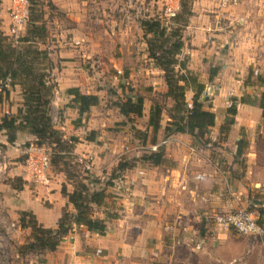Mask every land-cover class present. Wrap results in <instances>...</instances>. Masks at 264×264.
Returning <instances> with one entry per match:
<instances>
[{"label": "crops", "instance_id": "0c3cea01", "mask_svg": "<svg viewBox=\"0 0 264 264\" xmlns=\"http://www.w3.org/2000/svg\"><path fill=\"white\" fill-rule=\"evenodd\" d=\"M263 1L238 0L235 6H232L233 9L223 6L221 0H194L192 3L193 15L184 29L186 42L184 53L188 52L191 57L189 68L198 74L205 57H209L208 65L211 67H216V61L225 58L223 56L228 58L222 63V68L214 77V80L221 81L224 85L217 87L215 85L211 93L212 98L209 100L213 102L210 110L217 114L223 112L219 126L228 115V102L230 101L228 95L234 94L236 97H242L244 93L247 95L253 86L246 81L247 73H245V68L252 64L251 60L247 58L233 60L230 57L234 51L242 52L243 41L236 43L229 41L226 37L230 34L222 30V22L225 24L228 19L229 23L233 22L236 25L245 23L257 30V21L259 20L256 17L258 14H260V23L262 24ZM10 5L11 0H2L0 5L1 29L7 35L8 41L19 44V41H14L10 35ZM74 8L75 6L71 10ZM81 11L83 17L86 14V7L82 5ZM166 15L169 16L167 10ZM76 16H79V13L73 15L75 19H78ZM223 17L225 18L223 19ZM187 35H191L190 38H187ZM214 36L224 39L226 50L222 49V52H219L217 48L215 49L217 42L212 45ZM119 39L122 43V51L128 52L125 56L113 59L114 67L123 70L122 65L129 64H124L125 69H131L133 72L128 73L124 79L128 80L127 77L132 79L140 73V70L136 71L139 61V56L135 54L136 48L133 46L136 40L131 39L127 30L120 32ZM207 41H210L208 45ZM189 44L196 48L192 50L202 55L200 63L197 65H194V54L191 53ZM256 51L257 48L251 53ZM70 62L61 67L51 64L46 70L52 73L56 81L51 107L56 105L58 108L64 109V119L63 117L56 118L51 113L55 127L62 132L65 131L66 136L71 133L77 136L79 127H76V120L80 119L85 122L88 118L89 123L93 121L95 127L107 121L108 118L105 114L97 113V107L102 103L104 89L97 87L93 89L90 86L96 84V80L94 82L86 79L79 67L78 59ZM235 68L242 72L236 74L233 70ZM160 72L163 71L160 70ZM124 75V70L120 75H117L116 72L115 78ZM205 76L202 74L199 78L206 88L209 84ZM72 87H78L84 93L98 95L100 103L93 106L89 114L81 116L72 102L73 96L67 92V89ZM7 90L8 93L0 92V118L7 112L16 113L17 108L22 105V94L14 104V99H17L14 98V94L21 93L20 86H9ZM166 90L167 86L164 81L162 91ZM190 92L193 97V91ZM129 97L134 98V96ZM144 100L142 121L145 126H138V128L145 129L149 136L151 133L156 136V140L149 142L147 148L164 139L168 140L167 144L160 148L164 151L162 161L154 164L146 158L153 152H149L145 157H141L139 151L133 153V155L135 154L134 163L123 171H117L115 178L111 179L113 184L107 186L104 214L111 212L117 214V217L108 219L106 233L102 235L89 231L83 225L75 227L62 238L55 251L46 254L48 263L160 264V259L163 260L165 256L168 264H173V261L183 263V259L179 255L174 256L182 248L195 250L194 252L190 251V254L195 253L201 256L202 253H207L218 260V246L224 245L229 249L228 240L234 238L221 218L236 209L248 208L251 203L256 206H264V179L262 178L261 181L260 178L264 175V167L257 166L255 158L248 156V166L245 172V169L234 161L237 142L241 138L238 133L239 127L248 129L253 127L252 117L246 113H251L253 116L260 114V110L253 100L249 102L240 100L233 128L229 136L221 142L223 146L219 147L217 151L211 147V143L201 144L187 133H168L166 126L169 117L166 113L163 114L161 128L154 132L148 125L152 100L148 97H144ZM81 133L83 132L81 131ZM1 135L3 151L9 156L18 157V160L12 161L13 164L19 166L16 168L14 176L21 177L19 170L26 158L22 151L27 147L21 148V144L25 141L24 139L32 142L35 137L25 132H19L16 142L10 144L6 134ZM149 136L147 140H150ZM215 140L216 137L211 136V141ZM30 144H34V142ZM94 146V143L91 142L88 144L78 142L75 152L85 160L91 156L92 164L96 163L95 170L97 172H103L105 167L111 169L116 163L115 161L121 159L119 158L122 155L121 150L116 149L115 145L108 143L107 140L104 147L99 146L98 150ZM104 148L110 149L113 153L98 156V152ZM240 157L239 161H241ZM237 169H241V177L237 175ZM113 171H116V168ZM243 173L246 174L243 175ZM112 174L113 172L111 176ZM256 176H259L258 179ZM23 180V186L20 188L10 182L3 183V195L7 196L4 211L8 212V217L3 218L1 223L6 233L8 235L12 232L21 234L22 226L19 215L21 211H32L45 227L56 230L63 210L67 207L73 211L72 204L68 203V198L62 192V186L66 184L69 192L74 190V186L64 172L55 170L52 166L50 182L47 185L36 183L28 178H23ZM103 215L101 217H104ZM261 217V220L264 221V214ZM99 250L101 251L99 252ZM169 252L171 253L166 255ZM229 253L231 252H226V264H228Z\"/></svg>", "mask_w": 264, "mask_h": 264}, {"label": "rangeland", "instance_id": "374dc122", "mask_svg": "<svg viewBox=\"0 0 264 264\" xmlns=\"http://www.w3.org/2000/svg\"><path fill=\"white\" fill-rule=\"evenodd\" d=\"M51 1L55 7L46 9L45 25L47 26V35L45 38H43V40L37 39L36 43L33 45L40 49L47 50V56L44 59L40 58L36 62V67L40 70H46L51 66V64H53V66L61 67L65 66V64L71 63L70 61L72 60L76 61L78 59L80 62L79 67L85 74L86 79L89 81L93 80L94 82L96 80V84L94 83L90 86H92L93 89L96 87L99 89H104V93H102V95H104L102 98V103L97 107V113L99 115L105 114L108 118L107 121L98 124L95 127L94 122L91 121L89 123L88 118L85 120V122H82V120L78 119L79 121H75L76 127H79V133L77 136L74 133L65 136L66 138H74L76 143H94L96 150L99 149V146L104 147V143L107 140L108 143H113L116 149L121 150L120 153L122 155L119 157L121 159L119 161H115L116 163L111 167V169L105 167L103 172H97L95 170L96 163L92 164L91 156L87 157L86 163H81L82 161L80 158L78 157V160L77 157H75L76 155L78 156V154L75 152V149L73 150V155H70V157L67 159L72 164V166L76 167H72L70 169L76 176V182L73 181L71 183L73 186L78 180L88 176L90 179L98 181V183L95 185L90 183V186L93 185L92 188L99 189L100 187L104 186L105 183L111 180V173L115 172L113 171L114 168L117 169L119 165L125 166L134 163L135 154L133 155V153L138 151L141 153V157L147 155L150 152L149 148H147V144L156 140V136L152 135L153 133H151L149 136L145 129L138 128V126H145V123H143L144 121H142V116H125L120 112L117 104L124 102L129 98V96H134V100L137 96L148 97L152 100V104L154 101H159L160 104L164 105L166 108H171V106L174 104L173 100L166 97L164 95V91H162V88L164 87V72H160V69L155 66L154 61L150 59L149 56H144L145 54L148 55V45L143 34L144 30L140 25V21L144 18L159 16L163 22L171 23V17L166 15V8L171 5L175 6L172 8L176 9L178 0ZM221 4L228 9H233L234 7L232 6H235V4H233L231 1L224 3V0H221ZM82 5L86 7V14L83 17L81 16ZM73 6H75V8L71 10ZM181 10V6L176 9V11L179 13ZM78 13L79 16H76L78 19H75L73 15L75 16V14ZM80 17H82V19H80ZM224 18L225 17H223V19ZM256 19L259 20L257 21V30L245 25V23H239L238 25L234 24L233 22L229 23L228 19L226 20L225 24L222 22V30L230 34V36L227 35L226 37L229 41L232 43L243 41L242 52L234 51L230 54V57L233 58V60H235V58H238L239 60L247 58L252 62L251 65L245 68V73H247L246 81L253 84V86L250 88V92L247 95L244 93L242 97H236L234 94H231L228 95V99H230V101H232V99L236 101L237 113L241 98H248L250 101L253 100V102L256 103L258 110H260V114L257 116H253L251 113H246V115L249 114V116L252 117L253 127L250 129L247 127H239L238 129L239 136L247 138L249 142L248 146L244 149L243 154L240 157L241 161H238L240 167L245 169V172L248 166V156L255 158L257 166L264 167V115L263 109L259 106L263 88H260L257 80L258 75L264 72V5H262V24L260 23V14L257 15ZM29 28L30 22H28L24 31H20V42L27 34ZM122 30H127L131 39L136 40V42L133 43V46L136 48L135 54L139 56V61L137 62L138 68L136 71L140 70V73L135 75L132 79L127 77L128 80L124 78L128 73L133 72V70L125 69L126 67L124 64L126 63H124L122 68L125 72V75L115 78L116 69L113 63V59H118L119 57L125 56V54L128 52L125 51L126 53H124V51H122V43L119 41V35ZM189 36L187 35L186 37L190 38ZM77 38L81 40V44L79 45H76L75 43ZM210 41H207L206 44L208 45ZM212 42V45L216 44L217 42L215 49L217 48L219 52H222V49L226 50V47H224L223 38L214 36L212 37ZM189 48L191 49V53L194 54V65H197V63L199 64L202 55H199V53L194 51L196 48H194L193 45L189 44ZM255 48H257V51L251 53V51H253ZM183 54L189 55L190 57L188 52ZM223 57L225 58L219 59L216 61L217 64L215 63L218 71L222 68V63L225 61V59H228L226 56ZM99 58H102L101 61L103 60L104 64H99L96 62ZM204 60L205 61H203L200 71H198L199 77L202 74H205L207 83L211 85V87L213 86V89L215 85V87L223 86L224 84L221 83V81L209 79V71L211 69V66L208 65L209 57H205ZM233 70L236 74H240L242 72L238 68ZM47 73L49 74L48 78L52 80V84L56 85V81H53L55 77L51 72ZM208 92L207 95H202L201 100L204 101L205 108L210 109L213 102L209 101L210 98H212V95L210 94V90ZM212 92L213 90L211 93ZM19 95H21V93L14 94V98H17L14 99V104L16 103V100H18ZM191 96V92L188 91L186 97L189 103L192 102ZM63 111L64 109L61 107L58 108L56 105H54L53 108L51 107V113L56 118L63 117L64 119ZM6 114L10 113L7 112ZM215 114L216 125L211 128L208 138L211 139V136L216 137V140L214 142L211 141L210 143L211 147L217 151L219 150V147L223 146L221 142L229 136L233 125H231L229 131L221 132V126H219V124L221 118L223 117V112L220 114ZM230 117L232 118L233 116L231 115ZM224 122L225 119L222 121L221 125L224 124ZM81 131L83 133H81ZM63 133H65V131ZM1 134L4 133L1 132L0 135ZM99 136H101L100 139ZM148 136L150 137V140H147ZM1 140L2 135L0 136V147L3 150L4 145L1 143ZM24 140L25 141L21 144V148L28 146L32 142L36 143V141L31 142L27 141L26 139ZM252 141L253 143H251ZM200 143L207 145L203 142ZM45 146L49 149L50 154L53 157L54 150L48 145ZM105 153L112 154L113 151L104 148L101 152H98V156L105 155ZM3 154L5 155V160L8 162V169L7 173L4 174L2 178H0V184H2L0 185V264H50L48 263L46 254L51 251L37 250L32 252L25 249V245L31 241V228L22 227V231H24L23 234L21 231L22 235H18L16 232H12L8 235L5 231V228L2 226L1 220L8 217V212L4 211L6 209L5 204L7 196L3 195V183L10 182L12 185L18 188L22 187L24 183L23 177H17L16 175L14 176V172L17 170L16 168L19 166L18 164H13L12 161L18 160V157L9 156L5 151H3ZM20 161L22 162V160ZM87 165L90 167L88 170ZM52 167L55 170L64 168L62 163L56 167ZM240 172L241 169H237V175H240L239 177H241ZM245 174L246 173H243V175ZM260 178L262 181V178L264 179V175L260 176ZM251 204L248 208H256L258 211L260 208H264V206L254 207L253 203ZM104 208V204L102 206H94V216L101 217V215L105 213ZM69 210L73 212L74 207L73 211L71 209ZM103 216L104 217L102 218L107 217L106 214ZM261 219L262 217H260V223L264 225V221ZM229 229L234 238L228 240L230 246L229 249H227V247L224 245L218 246V260L213 258V256L210 254L202 253L203 255L201 256L195 253L190 254V251L192 250L182 248V250H180L179 253L177 252L174 256L176 257L179 255V257L183 259V263L173 261V264H226L227 251L231 252L228 256V264H264V235L255 237L252 235L241 234L232 227H229ZM171 252L164 254L169 255ZM163 260L160 259V264L169 263L166 262V256L163 257Z\"/></svg>", "mask_w": 264, "mask_h": 264}, {"label": "trees", "instance_id": "16d2710c", "mask_svg": "<svg viewBox=\"0 0 264 264\" xmlns=\"http://www.w3.org/2000/svg\"><path fill=\"white\" fill-rule=\"evenodd\" d=\"M193 1L181 0L182 10L170 19L171 23L163 22L159 16L144 18L140 21L148 45V56L154 61L155 66L164 72V81L167 86L164 95L174 102L171 108H166L159 101H154L148 125L154 132H157L161 128L163 114L166 113L169 117L166 126L168 133H187L195 141L206 144L211 142L208 137L211 128L216 125V114L205 108L204 101L201 100L205 84L200 80L199 75L189 68V55L183 54L186 46L184 29L193 15ZM1 3L2 0H0V5ZM52 7L55 5L51 0H29L30 28L19 44L8 41L7 35L1 29L0 18V84L10 78V86L19 85L23 98L22 105L17 108L16 113L5 114L0 118V131L6 134L10 144L16 142L19 132H25L35 137L36 143L34 144L51 147L54 150L53 157L51 156L52 166L56 167L62 163L64 168L60 171L64 172L72 183L76 182V176L70 169L76 167L72 166L67 159L73 155L76 141L74 138H66L65 134L55 127L51 106L56 85L47 84L48 71L36 67V62L40 58H46L47 50L33 46L37 39L43 40L47 35L45 14L46 9ZM217 73V67H211L209 79L213 80ZM257 80L263 88L259 106L263 109L264 115V72L258 75ZM7 89H4L5 93H8ZM188 91H193L191 105L186 97ZM67 92L73 96L72 102L81 116L89 114L91 108L100 103L98 95L84 93L78 87L69 88ZM232 101V105L228 107L225 122L221 125V132L229 131L231 125L235 123L237 104L235 100L232 99ZM241 101L249 102L250 100L241 98ZM117 106L125 116L140 117L143 115L144 97L137 96L135 100L129 97ZM248 143L247 138H240L237 142L234 161H239L238 158L243 154ZM163 155L164 151L160 149L158 152L150 153L146 158L158 164L162 161ZM75 157L78 160L80 158L77 155ZM81 161V163H86L84 158ZM130 166L119 165L112 174V178H115L117 171H123ZM90 183L95 185L98 181L88 176L82 178L74 184L75 188L72 192L68 191L66 184L63 185L62 192L68 198V203L74 207V211L71 212L67 207L63 210L56 230L42 225L32 211L19 213L21 226L32 229L31 241L25 245V249L32 252L55 251L62 238L68 235L75 226L83 225L89 231L102 235L106 233L107 219L116 218L117 214L107 212V217L102 218L95 217L93 211L94 206L105 204L107 186L112 185L113 182L110 180L99 189L92 188L93 185L90 186ZM259 212L263 215L264 208H260Z\"/></svg>", "mask_w": 264, "mask_h": 264}, {"label": "built area", "instance_id": "2783aa9c", "mask_svg": "<svg viewBox=\"0 0 264 264\" xmlns=\"http://www.w3.org/2000/svg\"><path fill=\"white\" fill-rule=\"evenodd\" d=\"M232 2L236 4L238 0H224L226 2ZM181 6V1L178 0L176 5V9ZM175 6H168L166 8L169 16L171 18L177 15V11ZM9 13L11 18L10 24V35L11 38L18 42L19 41V33L20 31H24L28 22H29V0H11V5L9 7ZM170 18V19H171ZM76 45L81 44V40H75ZM102 59V58H101ZM99 58L96 62L101 64ZM117 75L123 74V70L120 68H116ZM257 73V71H256ZM55 81V79L53 80ZM47 84H52V80L50 78L47 79ZM10 86V78L2 81L0 84V92H4L5 88H9ZM210 90H213V87H210ZM191 105V103H190ZM232 105V101L228 102V107ZM168 140H162L160 143H154L149 145L150 152H158L161 146L167 144ZM22 153L26 156L25 162L21 164V168L19 170V175L23 178L31 179L36 183H41L44 185L49 184L50 182V170L52 166L51 154L48 148L44 145L38 144H30ZM83 158H81L82 160ZM88 168L89 165H87ZM8 162L5 160V155L3 154V150L0 147V178L4 174L7 173ZM254 207H261L253 205ZM261 214L258 209L254 208H239L232 212L226 214L224 218H221L223 224L226 227H232L236 229L239 233L245 235L252 236H263L264 235V225L260 223ZM101 250H99L100 252Z\"/></svg>", "mask_w": 264, "mask_h": 264}, {"label": "water", "instance_id": "95a60500", "mask_svg": "<svg viewBox=\"0 0 264 264\" xmlns=\"http://www.w3.org/2000/svg\"><path fill=\"white\" fill-rule=\"evenodd\" d=\"M210 87H211V85H207L206 86V88H205V91L203 92V94L202 95H207V92L210 90ZM206 92V93H205ZM209 93V92H208ZM210 94H211V90H210ZM209 94V95H210ZM209 97V96H208Z\"/></svg>", "mask_w": 264, "mask_h": 264}]
</instances>
